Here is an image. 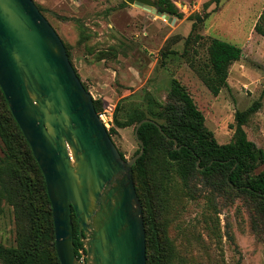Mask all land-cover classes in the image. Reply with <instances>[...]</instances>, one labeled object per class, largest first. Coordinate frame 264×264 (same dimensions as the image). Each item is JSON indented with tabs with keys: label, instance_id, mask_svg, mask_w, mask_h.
Returning <instances> with one entry per match:
<instances>
[{
	"label": "rangeland",
	"instance_id": "374dc122",
	"mask_svg": "<svg viewBox=\"0 0 264 264\" xmlns=\"http://www.w3.org/2000/svg\"><path fill=\"white\" fill-rule=\"evenodd\" d=\"M34 1L64 41L83 84L103 103L102 120L108 130H116L113 140L127 160L139 145L135 126L115 125L118 102L124 100L122 120L135 108L149 116L148 96L168 104L174 78L193 96L220 144L233 139L236 113L260 101L261 109L244 128L249 140L264 150V37L255 31L264 0H171L183 14L172 15V21L124 0ZM153 1L158 9V0ZM197 16L204 19L193 37L199 39L186 45ZM213 38L243 49L218 96L199 76L211 69L208 47ZM158 162L146 194L168 264H264V239L254 233L243 200L212 190H185L174 168L160 158ZM17 239L15 207L2 200L0 243L15 246Z\"/></svg>",
	"mask_w": 264,
	"mask_h": 264
},
{
	"label": "water",
	"instance_id": "95a60500",
	"mask_svg": "<svg viewBox=\"0 0 264 264\" xmlns=\"http://www.w3.org/2000/svg\"><path fill=\"white\" fill-rule=\"evenodd\" d=\"M124 1L172 21L153 0ZM0 87L43 172L60 263L147 264L133 167L145 152L139 129L154 121L136 125L141 151L124 159L64 41L34 0H0ZM73 213L86 250L80 258Z\"/></svg>",
	"mask_w": 264,
	"mask_h": 264
},
{
	"label": "trees",
	"instance_id": "16d2710c",
	"mask_svg": "<svg viewBox=\"0 0 264 264\" xmlns=\"http://www.w3.org/2000/svg\"><path fill=\"white\" fill-rule=\"evenodd\" d=\"M215 2L219 4L221 0ZM157 4L159 11L183 17L171 0H158ZM203 21L202 17H196L186 45L198 41V35L194 40L193 37ZM255 31L264 37V9L255 24ZM208 51L211 69L207 73L199 72V76L208 89L218 96L228 86L230 67L242 58L243 49L231 42L213 38ZM68 55L71 58L69 51ZM170 99L164 105L149 95V116L144 110L135 108L127 113L125 120L119 117L124 100H120L116 106L115 125L118 128H136L146 118L155 122L144 123L139 129V138L145 145V152L133 167L134 181L144 211L147 264L169 263L154 209L146 194V190L152 186L151 182L156 179L155 170L160 165L158 158L174 168L185 190H212L220 196L243 200L251 215L254 233L259 239H264V171L257 172L264 164V150L249 140L244 128L251 116L261 109L262 103L257 101L248 109L238 111L233 139L229 143L220 144L206 126L205 115L193 96L176 78L172 80ZM94 104L101 114L103 103L94 100ZM108 131L113 139L116 130L113 128ZM0 140V202L6 200L14 206L18 219L17 244L5 246L0 243V262L61 264L56 250L52 204L43 172L13 117L1 87ZM140 151L139 145L135 155ZM122 156L126 159L123 153ZM73 224L76 254L80 258V251L85 250V247L75 213Z\"/></svg>",
	"mask_w": 264,
	"mask_h": 264
},
{
	"label": "built area",
	"instance_id": "2783aa9c",
	"mask_svg": "<svg viewBox=\"0 0 264 264\" xmlns=\"http://www.w3.org/2000/svg\"><path fill=\"white\" fill-rule=\"evenodd\" d=\"M99 115H100L101 119H102V118L104 119V115H103V114H99Z\"/></svg>",
	"mask_w": 264,
	"mask_h": 264
}]
</instances>
